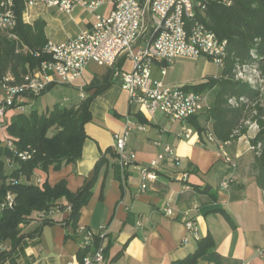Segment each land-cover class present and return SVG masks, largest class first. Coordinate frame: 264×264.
I'll list each match as a JSON object with an SVG mask.
<instances>
[{"label": "crops", "instance_id": "0c3cea01", "mask_svg": "<svg viewBox=\"0 0 264 264\" xmlns=\"http://www.w3.org/2000/svg\"><path fill=\"white\" fill-rule=\"evenodd\" d=\"M113 1L106 0L98 13L108 15L113 10ZM24 19L29 24L44 20L48 41L58 44L91 28L96 14L77 8L69 15L57 8L38 5L28 10ZM119 68L129 71L132 62L125 60ZM105 69L99 73L86 69L72 85H53L52 89L70 86L63 104L79 105L94 93H86L84 88L96 77L103 81L110 71ZM181 85L198 84L176 86ZM41 97L25 101L27 112ZM90 110L92 121L85 126L87 140L81 159L59 171L53 167L48 173L37 170L32 178L39 186L46 181L55 186L66 180L68 189L76 193L94 178L100 159L108 160L109 164L100 171L89 204L81 211L77 227L94 233L107 229L103 264H172L193 254L199 242L208 236L212 237L214 248L199 264H264V252L260 254L264 250V191L251 172L257 153L250 141L257 136L258 125L251 124L246 135L225 143L222 149L207 143L194 131L186 138L185 130L189 127L186 122L172 124L162 115L149 119L138 106L130 104L128 92L115 79L114 84L93 99ZM19 112L8 111L5 122L9 123ZM128 119L143 125L145 130L135 129L128 137V150L135 155V164L118 175L116 159L110 150L114 136L123 133ZM2 130L5 139H9L5 126L0 130V138ZM158 144L173 146L182 164L180 167L169 162L162 164L156 180L148 182L143 191L141 167L162 151ZM226 155L233 160V166L226 163ZM185 172L189 175L186 182L181 179ZM224 178L231 181L228 189L221 188ZM166 206L172 208L173 216L165 215ZM219 210L225 211L233 224ZM70 212L68 202L62 199L47 215H35L21 226L24 237L21 245L5 261L0 258V264H78L82 234L66 225ZM187 221L195 223L196 233L188 231Z\"/></svg>", "mask_w": 264, "mask_h": 264}, {"label": "trees", "instance_id": "16d2710c", "mask_svg": "<svg viewBox=\"0 0 264 264\" xmlns=\"http://www.w3.org/2000/svg\"><path fill=\"white\" fill-rule=\"evenodd\" d=\"M14 9L16 27L9 33L0 30V80L11 77L10 85H21L25 77L47 59L44 55L36 57L35 53L42 52L49 41L44 20L38 19L33 24L24 21L25 0H14ZM203 21L220 40L227 41V57L219 77L208 75L204 83L186 86L188 90L213 95L209 110L191 117L186 123L200 138L210 129L223 144L246 135L251 124L258 125L259 132L250 141L257 153L251 172L264 191V92L259 83L252 85L237 79L238 68L253 66L258 67L264 78V0H214ZM11 34L15 38H10ZM253 52H256L255 57ZM124 63L125 59L121 60L119 67ZM112 84L114 71L110 70L103 81L96 77L84 88L86 93H94L79 105L58 103L42 113L38 110L19 112L9 123L4 120L9 139L4 144L0 138V241L10 245L11 250L0 255L1 261L21 245L24 238L21 226L28 224L37 214L47 215L62 199L68 202L71 211L66 225L77 231L81 211L92 198L100 171L109 164L105 157L97 163L94 178L76 193L68 189L66 180L55 186L47 181L39 186L21 183L20 178L25 176L30 181L37 170L48 173L53 167L59 171L64 165L75 164L81 159L87 140L85 126L92 121L91 102ZM232 99L238 104L232 105ZM11 110L17 108L8 111ZM8 141L12 142L14 151L7 145ZM24 152L32 153L31 159L19 158L18 154ZM110 153L115 157L111 150ZM115 167L117 174L121 175L119 165ZM8 194L14 195V206L1 209ZM219 212L233 224L225 211ZM213 248L214 241L208 236L199 242L193 254L172 264H199ZM85 254L86 251L79 252L80 261Z\"/></svg>", "mask_w": 264, "mask_h": 264}, {"label": "built area", "instance_id": "2783aa9c", "mask_svg": "<svg viewBox=\"0 0 264 264\" xmlns=\"http://www.w3.org/2000/svg\"><path fill=\"white\" fill-rule=\"evenodd\" d=\"M213 1L114 0L113 10L108 15H101L98 11L106 0H25L24 16L38 5L57 8L69 15L77 8H84L96 14V22L76 37L58 44L48 42L42 52L35 53L36 57L44 55L47 59L25 77L23 84L10 85L11 77L0 80V122L4 123L10 108L16 107L26 113L25 101L40 97L51 85H72L93 63L113 70L115 82L128 92L130 104L138 106L149 119L162 115L170 123L176 124L207 112L210 101L206 93L157 80L153 77V67L156 64L161 66L162 78L167 75V67L180 59L197 61L204 58L220 68L224 67L227 41L220 40L203 21ZM16 25L14 0H0V30L9 33ZM9 36L15 38L12 34ZM253 56H256V52H253ZM122 59L132 62L131 70L122 71L119 68ZM237 79L256 85L262 76L257 66L244 67L238 68ZM230 103L235 106L238 101L232 99ZM135 129L144 131L145 127L128 119L123 133L114 136L112 152L123 174L127 167L135 164V155L128 150V137ZM192 132L188 127L185 137L189 138ZM203 138L207 143L223 148L224 144L216 139L210 129ZM7 145L14 151L11 141ZM158 145L162 146V151L153 161L141 167L145 181L141 185L143 191L147 189L148 182L156 180L162 164L169 162L175 167L182 164L173 146ZM18 155L26 161L31 159L32 153ZM225 161L234 165L228 155ZM188 178V173H182V181L186 182ZM230 182V179L224 178L221 188L228 189ZM13 206L14 195L8 194L1 209ZM163 211L168 217L174 215L169 206ZM186 226L189 232L196 233L194 222L187 221ZM78 231L82 234L80 250L86 251L78 264H103L106 259L107 229L104 227L99 233L86 228ZM10 250V245L0 241V255Z\"/></svg>", "mask_w": 264, "mask_h": 264}, {"label": "rangeland", "instance_id": "374dc122", "mask_svg": "<svg viewBox=\"0 0 264 264\" xmlns=\"http://www.w3.org/2000/svg\"><path fill=\"white\" fill-rule=\"evenodd\" d=\"M87 69L90 73H99L106 70L104 67H100L94 63L90 64ZM160 71L161 67L159 65H155L153 67V77L157 80H163L164 82L174 85H179L181 83L192 85L193 83L199 84V82H201V80L208 75L219 77L222 73V68L204 58L197 61L180 59L177 60L175 64L167 67V77L162 78ZM259 80V83L262 86V90L264 92V78ZM69 89L70 86H57L47 92V94L43 95V97L40 96L41 98H39L35 106H30L28 109L30 111L32 109L43 111L53 107L55 104L63 103L64 99L69 96ZM206 95L208 97V100L211 101V99L213 98L212 93L208 92L206 93ZM27 113H29V111ZM202 124L205 123L203 122ZM3 128L4 123L0 122V130ZM4 134L5 132L2 130L1 140L4 142V144H6ZM20 182L24 184L34 183V179L32 178L30 181H28L25 176H21Z\"/></svg>", "mask_w": 264, "mask_h": 264}]
</instances>
